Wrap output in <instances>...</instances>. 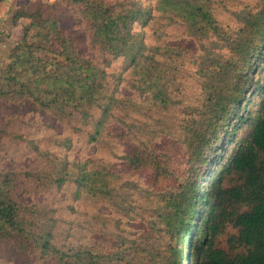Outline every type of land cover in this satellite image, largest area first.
I'll return each instance as SVG.
<instances>
[{
	"label": "trees",
	"instance_id": "1",
	"mask_svg": "<svg viewBox=\"0 0 264 264\" xmlns=\"http://www.w3.org/2000/svg\"><path fill=\"white\" fill-rule=\"evenodd\" d=\"M226 3L35 0L15 9L12 25H26L0 64V107L33 108L59 150L0 130L29 152L26 164L0 142V245L50 264H264V0ZM72 15L81 34L64 26ZM74 139L80 148L107 142L125 175L145 174L142 187L92 154L69 161L60 149L74 150ZM44 195L55 205L106 202L121 227L76 237ZM227 224L240 253L215 245Z\"/></svg>",
	"mask_w": 264,
	"mask_h": 264
},
{
	"label": "rangeland",
	"instance_id": "2",
	"mask_svg": "<svg viewBox=\"0 0 264 264\" xmlns=\"http://www.w3.org/2000/svg\"><path fill=\"white\" fill-rule=\"evenodd\" d=\"M43 1V0H42ZM45 1V0H44ZM62 0H50L45 1L46 3H52L57 4L61 2ZM106 1H121V0H106ZM145 1V0H143ZM227 3V6H232L233 8L236 7V2L240 0H224ZM216 12L222 16V18L228 19V17H223L224 12L221 11V9H218L216 7ZM78 17L75 15L68 16L64 20V26L67 28H73L76 33L81 34V32L84 31V27H76L78 23ZM26 23L23 22L21 24L22 27V33L21 38L23 35V28L25 27ZM7 29L1 30V35L4 38H10L11 33L8 35L6 34ZM21 40V39H20ZM19 40V41H20ZM18 42V41H17ZM16 42V43H17ZM15 43V44H16ZM13 44L10 49L15 45ZM10 51V50H9ZM7 63H8V55H7ZM7 63H4L6 65ZM184 83L187 85L192 84V74L194 73L193 66L190 64L189 61L185 62L184 66ZM0 130H4L7 133H15L17 135L23 136L25 139L37 142L42 147V149H48L52 150L53 148L59 150V146H56L53 144L55 138L51 136L52 131L46 130V127L42 125V123L39 121V115L33 108H23L22 111L18 112L17 114L13 113L12 110H9V108L1 106L0 107ZM58 132L61 131L60 128H57ZM2 135H0V142L3 144V150L5 151L3 155H7L9 158H16L21 157L23 160V163L27 164V158L26 155L29 154L28 149L23 148L22 145H17L15 141V146L10 145L7 141V139L4 137L5 132H0ZM66 130L62 129V136L66 135ZM73 148L74 150H62L65 156L69 161L70 159H74V152H78L80 154H92V159L94 162V165L101 164L98 161H102L104 165H107L108 167H112L114 171L122 172L121 179L124 181H131L132 183L137 184L139 187H142V179L146 177L145 174L141 175H125V170L123 165L121 164V161L115 157L114 155L109 152L106 144H100L97 146H84L81 147L82 140L81 139H74ZM13 146V147H11ZM11 147V148H10ZM123 149H116V152H122ZM25 157V158H24ZM236 180L235 178L232 179ZM228 184V181H226V185ZM27 197V196H26ZM65 197L66 194H65ZM60 200V202L55 205L54 200L48 196L44 195V198L47 202V206L51 207L52 204H54V207L58 208V215L57 217L62 221L61 224L62 227H65L66 224H70L75 233H77L76 237H82V235H86L90 241H93L95 239V232L94 231H100V230H106L108 232H112L115 229H119L121 227V221L122 217L119 213L115 212L111 209L110 206L106 204V202L102 203L101 201H92V200H80L76 202L69 201L68 198L64 200V198ZM25 199V198H24ZM71 209L73 211H71ZM108 212L111 213L110 216H107ZM96 216V217H95ZM103 220L107 221V225L104 228H101L100 225ZM124 224H127V221H123ZM91 230L93 231L91 233ZM237 235V230L231 225L227 224L222 232L217 236L215 239V245L216 247H219L221 249H224L228 251L231 254L240 253L243 249L240 247H237L235 245L230 244L229 239L232 236ZM86 241V240H85ZM0 263L1 264H50L48 262H32V260L27 259L23 260L19 258L13 251L6 245H0Z\"/></svg>",
	"mask_w": 264,
	"mask_h": 264
},
{
	"label": "crops",
	"instance_id": "3",
	"mask_svg": "<svg viewBox=\"0 0 264 264\" xmlns=\"http://www.w3.org/2000/svg\"><path fill=\"white\" fill-rule=\"evenodd\" d=\"M32 1L35 0H0V37L3 36V34L1 35L2 29L8 28V30L6 31L7 35L11 33L10 38H4L5 37L4 36L0 39L1 65L7 63V55L9 53L10 47L21 39V33H22L21 24L23 23V21H19L16 26H13L11 23L12 14L16 8Z\"/></svg>",
	"mask_w": 264,
	"mask_h": 264
}]
</instances>
